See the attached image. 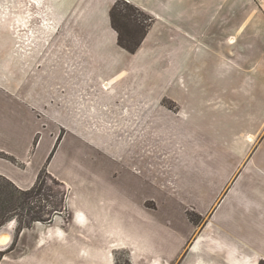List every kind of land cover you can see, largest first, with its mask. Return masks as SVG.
<instances>
[{
	"label": "crops",
	"instance_id": "1",
	"mask_svg": "<svg viewBox=\"0 0 264 264\" xmlns=\"http://www.w3.org/2000/svg\"><path fill=\"white\" fill-rule=\"evenodd\" d=\"M46 1L62 40L42 41L41 91L0 24V176L30 191L46 169L69 190L76 234L53 216L49 263H264V0H166L135 52L112 24L120 0ZM100 135L112 178L87 148Z\"/></svg>",
	"mask_w": 264,
	"mask_h": 264
},
{
	"label": "rangeland",
	"instance_id": "2",
	"mask_svg": "<svg viewBox=\"0 0 264 264\" xmlns=\"http://www.w3.org/2000/svg\"><path fill=\"white\" fill-rule=\"evenodd\" d=\"M222 5L224 10L246 9L247 7L246 2L239 1L238 3L235 0H223ZM165 7L166 0L156 4L148 3L147 10L120 0L111 14L112 24L114 23L119 29L123 40L130 44L131 41L136 42L145 38L151 29L150 27L154 23L151 9L165 10ZM47 11H49V3L46 0H0V24L8 25L9 29L14 31L17 42L16 50L23 55L22 57L26 61L27 69L24 74L30 75L32 88L37 86L40 91L42 90V41L62 40L60 33L45 31L44 27L52 26V20L49 18L50 13L48 14ZM165 44V40L160 41L161 47H165ZM20 73L17 72V74ZM47 130L46 133L49 135L48 127ZM54 132H50L53 139H55ZM57 132L59 136L53 146L51 156L54 155V151H57V142H61L67 135L65 130L58 129ZM101 132L100 127V130H96V135ZM95 138L94 147H87L89 154L92 155L91 158L95 157L96 159L94 163L96 169L103 165L106 173H109L112 178L118 169L113 165L108 167L103 164L102 150L104 147L101 135L100 139ZM64 148L68 149L60 151L63 164L67 163L66 160L69 158L68 155L65 158L64 152L65 154L73 152L70 145L66 144ZM112 180L114 179H110V181ZM66 189L63 183L48 174L46 169L42 171L37 185L30 191H18L0 177V230L8 225H13L12 243L8 247L9 249H0V264H54V262L49 263L52 258L44 255V250L49 246L42 247V243H44L42 235L46 232L45 225L50 223L56 213L65 211L64 218L59 220L61 228L64 227L67 234H73V236L76 234L70 226L71 215L66 208L64 209L69 192ZM53 226L57 225L54 223ZM73 228L75 230V227ZM24 230L26 233L23 235ZM115 261L116 264H128L125 252H116Z\"/></svg>",
	"mask_w": 264,
	"mask_h": 264
},
{
	"label": "trees",
	"instance_id": "3",
	"mask_svg": "<svg viewBox=\"0 0 264 264\" xmlns=\"http://www.w3.org/2000/svg\"><path fill=\"white\" fill-rule=\"evenodd\" d=\"M118 4V3H117ZM117 4H116V6L115 7H117ZM115 7H114V9H115ZM113 9V10H114ZM113 10H112V13H113ZM113 18V17H112ZM113 25H114V28L119 32V44L121 45V47H123V48H125V49H127L128 51H130V52H135L137 49H138V47L140 46V44L142 43V39H144V38H141V39H139V40H137L136 42L134 41H131V43L130 44H127L124 40H123V37L121 36V33H120V31H119V29L115 26V24L113 23ZM0 157L1 158H7V159H12L10 156H8L7 154H5V153H0ZM42 175V174H41ZM41 175H40V177H41ZM1 178H3V179H5L4 177H2V176H0ZM7 182H9L16 190H18V191H21V190H19L13 183H11L10 181H8L7 179H5ZM21 192H24V191H21Z\"/></svg>",
	"mask_w": 264,
	"mask_h": 264
},
{
	"label": "water",
	"instance_id": "4",
	"mask_svg": "<svg viewBox=\"0 0 264 264\" xmlns=\"http://www.w3.org/2000/svg\"><path fill=\"white\" fill-rule=\"evenodd\" d=\"M1 232H8V234L10 235V241L7 244H0V249H6L10 246V244L12 243V239H13V228L12 226L8 225L6 227H4L3 229L0 230Z\"/></svg>",
	"mask_w": 264,
	"mask_h": 264
},
{
	"label": "bare ground",
	"instance_id": "5",
	"mask_svg": "<svg viewBox=\"0 0 264 264\" xmlns=\"http://www.w3.org/2000/svg\"><path fill=\"white\" fill-rule=\"evenodd\" d=\"M10 226H12V228H13V225H10ZM10 235L8 234V232H1L0 231V244H7L9 241H10Z\"/></svg>",
	"mask_w": 264,
	"mask_h": 264
}]
</instances>
